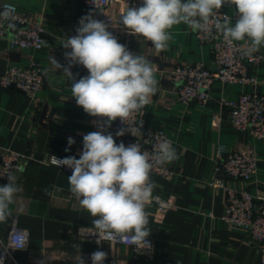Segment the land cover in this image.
I'll return each mask as SVG.
<instances>
[{
  "label": "crops",
  "instance_id": "crops-1",
  "mask_svg": "<svg viewBox=\"0 0 264 264\" xmlns=\"http://www.w3.org/2000/svg\"><path fill=\"white\" fill-rule=\"evenodd\" d=\"M3 1L16 4L29 21H42L44 43L40 49H26L12 47L7 37H0V72L34 63L41 68L44 82L34 97L13 86L0 87V147L28 156L17 174L20 192L10 206L13 215L7 223H0V236H7L14 227L29 231L26 249L13 251L20 264H77L81 254L86 260L95 248L81 241L79 234L80 226L91 225L92 217L69 191L71 174L45 161L51 154L80 158L83 136L92 132L93 122L71 97L63 69L58 70L49 57L64 65L65 37L76 34L80 18L92 11L84 0ZM141 2L116 0L110 11L118 16L122 8L139 7ZM223 8L235 11V6ZM169 31L173 39L163 52L143 37L128 34L123 26L118 32V42L157 66L158 91L140 111L148 127L162 129L174 140L179 158L168 164L172 175L150 173L157 184L153 196L171 201L165 211H159V201L153 198L146 208L154 238L152 253L137 254L126 244L107 242V264H261L260 251L248 232L222 218L226 193L212 181L218 144L236 149L252 143L258 158L255 176L244 182L224 175L223 183L234 190L248 189L258 203L264 197V139L236 128L225 103L248 91L264 93V61L249 68L254 82H216L206 103L182 102L174 68L195 62L214 68L212 47L184 24ZM69 137L75 143L66 152ZM7 182L0 180V184ZM73 244H81V252ZM6 264L14 263L7 260Z\"/></svg>",
  "mask_w": 264,
  "mask_h": 264
},
{
  "label": "clouds",
  "instance_id": "clouds-1",
  "mask_svg": "<svg viewBox=\"0 0 264 264\" xmlns=\"http://www.w3.org/2000/svg\"><path fill=\"white\" fill-rule=\"evenodd\" d=\"M99 9V0H91ZM235 6L231 16L221 18L220 9ZM234 20V22H233ZM0 22L14 27L8 11H0ZM184 24L193 33L204 35L220 34L229 47L234 42L245 41L241 54L246 58L264 47V0H142L139 7L121 9L117 23L128 34L150 41L154 49L163 52L173 39L170 29ZM76 28V35L65 37L62 46L70 49L64 53L67 66L54 57L50 62L71 82V97L84 112L97 121L98 131L83 136V150L80 158L54 157L58 168L66 166L72 170L68 176L69 191L75 196L81 208L91 219V227L81 228V241L86 236L96 237L99 245L105 241L135 245L137 250L151 248L148 237L149 213L146 208L152 201L157 187L150 179L154 167L177 160L178 153L172 142L157 136L152 153L142 150L137 143L125 146L119 144L110 132H104L119 118L124 125L135 113L149 104L158 91L159 81L155 78L157 66L145 55H136L109 31V24L94 18L89 12L82 16ZM82 65L88 75L76 79L72 67ZM142 126V125H141ZM126 132L134 135L130 127L121 128L116 136ZM75 141L69 137L65 151ZM8 182L0 184V223H7L12 217L11 205L20 192L17 177L9 176ZM25 247L21 237L16 248ZM81 252V244H73ZM107 253L101 250L91 254L92 264H104ZM5 256L0 254V264ZM77 264H85L81 254Z\"/></svg>",
  "mask_w": 264,
  "mask_h": 264
},
{
  "label": "built area",
  "instance_id": "built-area-1",
  "mask_svg": "<svg viewBox=\"0 0 264 264\" xmlns=\"http://www.w3.org/2000/svg\"><path fill=\"white\" fill-rule=\"evenodd\" d=\"M85 4L94 13V18L109 24V31L118 39V32L122 25L111 27L112 23L119 21L120 15L116 16L111 13L110 9L116 0H99V9H97L91 0H84ZM8 11L12 17L14 27L9 28L7 22H0V37H7L12 47L19 46L26 49H40L43 46L44 27L41 20L29 21L27 14L21 12L16 4L0 0V11ZM233 11L225 8L220 9L221 18L225 15L231 16ZM234 22V20H233ZM76 34H71L74 36ZM199 40L211 44L214 68H209L203 62L193 64L179 65L173 70L174 81L178 85V98L182 102L196 100L200 103H206L209 98V91L216 82L221 83H251L255 77L250 75L249 68L258 66L264 61V49L253 55L252 58H246L241 54V47L246 46L245 41L234 42L236 48L229 47L223 40V37L214 33L204 35L196 33ZM71 51L64 49L63 60L64 66L68 61L64 53ZM76 79L88 75L87 69L82 65L72 67ZM44 82V75L41 68L34 63L26 67H12L0 72V87L9 88L11 86L24 92L29 97H34L41 90ZM70 86L71 82L70 81ZM226 105L229 108L230 121L239 130L248 131L255 139H264V93L257 91H248L239 94L235 99L227 100ZM100 118L92 117L93 130L98 131L97 121ZM122 124L117 118L104 132L113 134L116 143L123 142L125 146L137 143L142 150L152 153L157 143V136L169 139L174 145V140L162 129L151 128L146 125V121L141 111L135 113L129 120ZM142 125V126H141ZM130 127L134 130V135L126 132L123 136H116V132L121 128ZM65 158L64 156L51 154L45 161L48 165L56 166L54 157ZM28 159L25 153L17 152L10 148L0 147V180L8 181L9 176L17 177V174L24 169V162ZM79 159V158H77ZM257 154L255 144L249 143L236 149H228L223 143L218 144L216 151L215 178L212 181L214 187L223 188L226 193V206L222 218L238 227L242 228L251 236L261 254V264H264V197L257 198L248 189L234 190L228 188L223 183V176H229L242 180L250 181L257 173ZM68 174L72 170L66 166L58 168ZM152 172L168 177L173 174L172 170L166 165H154ZM159 201V211H165L171 206V201L160 200L158 196L152 197ZM91 227V225H81V228ZM21 237L24 238L25 247L16 248ZM81 238V235H80ZM84 241L92 243L94 251L101 250L106 252L107 264L110 254L106 248L107 241L97 244L96 237L86 236ZM151 248L138 251L135 245H130L132 250L137 254H151L154 247V238L148 237ZM29 241V231L25 228L14 227L13 230L5 237L0 236V254L5 256L4 264L7 260H12L14 264H20L14 256V250L26 249ZM124 244V243H123ZM127 245V244H126ZM93 251V252H94ZM85 264H92L91 259L85 260Z\"/></svg>",
  "mask_w": 264,
  "mask_h": 264
}]
</instances>
